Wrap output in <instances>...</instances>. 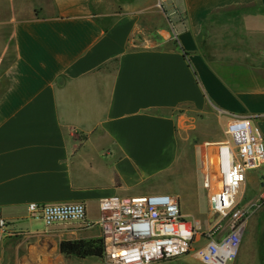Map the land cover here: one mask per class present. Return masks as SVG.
<instances>
[{
	"label": "crops",
	"instance_id": "1",
	"mask_svg": "<svg viewBox=\"0 0 264 264\" xmlns=\"http://www.w3.org/2000/svg\"><path fill=\"white\" fill-rule=\"evenodd\" d=\"M105 2L5 5L0 264H59L62 241L102 238L100 201L152 194L148 182L179 165L210 108L221 125L251 117L264 135V0H118L120 13L99 10ZM247 176L256 188L244 203L264 196V167ZM34 202L83 203L87 222L48 227L29 217ZM230 263L264 264V204Z\"/></svg>",
	"mask_w": 264,
	"mask_h": 264
},
{
	"label": "built area",
	"instance_id": "2",
	"mask_svg": "<svg viewBox=\"0 0 264 264\" xmlns=\"http://www.w3.org/2000/svg\"><path fill=\"white\" fill-rule=\"evenodd\" d=\"M227 139L208 145L203 186L209 195L208 229L183 212L177 195L112 196L99 203L104 261L108 264H155L191 255L203 264L236 260L250 217L264 204V196L243 204L239 199L249 171L264 167V135L251 117L232 118ZM31 219L48 227L86 223L83 203L27 207ZM0 211V241L9 234Z\"/></svg>",
	"mask_w": 264,
	"mask_h": 264
},
{
	"label": "rangeland",
	"instance_id": "3",
	"mask_svg": "<svg viewBox=\"0 0 264 264\" xmlns=\"http://www.w3.org/2000/svg\"><path fill=\"white\" fill-rule=\"evenodd\" d=\"M34 0H0V76L4 74L7 66L13 58V38L11 37V25L9 21V10L6 11L5 5L12 3L15 12L26 11ZM109 7H101V11H109L120 13L124 8L115 6L119 4L118 0H106L105 4ZM157 12L152 14L150 19L146 21L158 22L162 13L160 8ZM111 18H106L105 23L110 22ZM146 24V22L144 23ZM147 27L149 26L146 24ZM215 110L210 108L206 112L204 120L194 130H189L184 139H182V151L180 156V163L171 172L158 174L153 177L147 184L148 189L152 194H170L180 197L184 206V211L188 213L193 220L201 222L203 229H208L209 219V195L208 191L203 186L204 178V161L205 154L208 151V145L221 142L227 139V122L226 119L219 123ZM186 139V140H185ZM249 176H247V185L243 187L240 193L245 200H247L255 186L249 183ZM243 204H246L243 202ZM183 259V258H182ZM174 261L160 262L155 264L169 263ZM203 264L201 261L192 258H184L178 264ZM59 264H108L104 259L88 258L85 260L76 257L60 256ZM173 264H177L176 261ZM232 264V263H229Z\"/></svg>",
	"mask_w": 264,
	"mask_h": 264
},
{
	"label": "trees",
	"instance_id": "4",
	"mask_svg": "<svg viewBox=\"0 0 264 264\" xmlns=\"http://www.w3.org/2000/svg\"><path fill=\"white\" fill-rule=\"evenodd\" d=\"M60 252L65 256H73L81 260L88 258L102 259L105 253V243L103 238L62 241L60 244Z\"/></svg>",
	"mask_w": 264,
	"mask_h": 264
}]
</instances>
